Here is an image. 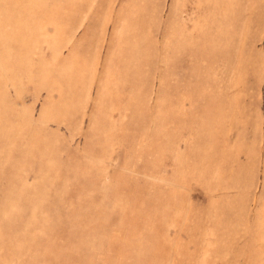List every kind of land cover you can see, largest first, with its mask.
I'll use <instances>...</instances> for the list:
<instances>
[{
	"label": "rangeland",
	"instance_id": "1",
	"mask_svg": "<svg viewBox=\"0 0 264 264\" xmlns=\"http://www.w3.org/2000/svg\"><path fill=\"white\" fill-rule=\"evenodd\" d=\"M0 264H264V0H0Z\"/></svg>",
	"mask_w": 264,
	"mask_h": 264
}]
</instances>
